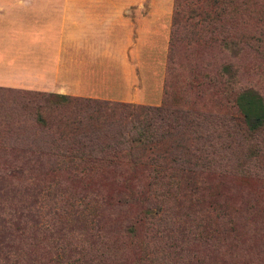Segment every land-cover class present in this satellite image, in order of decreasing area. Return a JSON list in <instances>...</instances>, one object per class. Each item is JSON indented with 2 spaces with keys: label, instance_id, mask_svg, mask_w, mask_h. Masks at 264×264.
<instances>
[{
  "label": "rangeland",
  "instance_id": "1",
  "mask_svg": "<svg viewBox=\"0 0 264 264\" xmlns=\"http://www.w3.org/2000/svg\"><path fill=\"white\" fill-rule=\"evenodd\" d=\"M224 1L226 13L208 18L201 42L184 53L187 68H173L180 76L168 90L170 103L184 100L209 123L210 163L192 174L190 186L154 189L145 184L148 169L136 182L137 170L110 152L67 162L15 93L34 90L0 86V220L7 225L0 233L8 232L12 244L0 264H264V127L246 132L233 104L246 88L264 102V0H238L244 5L236 14L233 2ZM130 2L163 15L162 42L142 47L141 66L126 65L130 96L107 100L157 106L175 3ZM178 22L175 51L182 57ZM192 70L197 87L184 88ZM119 72H109L111 83H118Z\"/></svg>",
  "mask_w": 264,
  "mask_h": 264
},
{
  "label": "trees",
  "instance_id": "2",
  "mask_svg": "<svg viewBox=\"0 0 264 264\" xmlns=\"http://www.w3.org/2000/svg\"><path fill=\"white\" fill-rule=\"evenodd\" d=\"M228 1L233 2L231 5L235 14L243 8L244 4L238 0ZM174 3L171 18L173 31L168 40L163 98L159 105L36 90L15 91L27 103L23 106L28 109L32 123L47 130V143L57 149L55 153L65 156L67 162L95 161L97 157L103 158L106 152H110V156L125 159L133 171L137 170L138 174L134 177L136 182H140L141 172L148 169L151 175L145 184L154 189L190 186L195 182L192 174H198L200 169L208 167L210 161L207 159L205 141L208 138L206 125L209 123L184 100L170 103L168 90L172 87L171 81L180 76L173 68H187L184 53H190L192 47L201 42L199 31H205L210 19L215 20L226 13V5L224 0H174ZM179 18L182 19L179 26L183 31L181 41L184 40L182 57L175 51L178 37L174 30L176 32L178 29ZM233 45L236 43L233 42ZM187 72L190 74L184 88L197 87L192 85L197 84L198 76L193 70ZM233 104L246 132H258L264 127V102L256 91L246 88L236 92ZM203 207L211 210L209 205ZM5 227L7 225L0 220V231L3 232ZM13 229L23 232L18 224H13ZM6 233H0L2 259L12 254L10 234ZM5 247L7 249L2 251ZM8 260L9 264H21L17 260Z\"/></svg>",
  "mask_w": 264,
  "mask_h": 264
},
{
  "label": "crops",
  "instance_id": "3",
  "mask_svg": "<svg viewBox=\"0 0 264 264\" xmlns=\"http://www.w3.org/2000/svg\"><path fill=\"white\" fill-rule=\"evenodd\" d=\"M130 1L0 0V86L129 97L132 73L126 65L141 66L142 47L162 42L164 33L158 9L132 8ZM117 70L113 84L109 72Z\"/></svg>",
  "mask_w": 264,
  "mask_h": 264
}]
</instances>
